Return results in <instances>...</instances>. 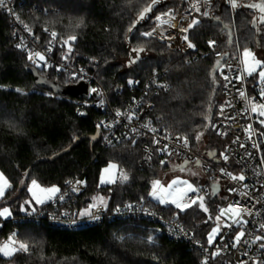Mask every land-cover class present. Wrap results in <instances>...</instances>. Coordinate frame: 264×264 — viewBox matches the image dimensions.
Returning a JSON list of instances; mask_svg holds the SVG:
<instances>
[{
  "label": "trees",
  "instance_id": "1",
  "mask_svg": "<svg viewBox=\"0 0 264 264\" xmlns=\"http://www.w3.org/2000/svg\"><path fill=\"white\" fill-rule=\"evenodd\" d=\"M179 1L161 0L139 23L136 21L144 9L153 5V0H25L17 6V12L44 41L47 42L45 28L54 30L58 39L67 40L71 50L58 48L59 55L64 52L71 65L88 69L105 87L114 105L132 95L126 85L130 77L143 84L154 72L166 70L164 77L171 87L153 96L155 114L163 117V126L170 133L186 137L193 151L214 159L227 142L217 137L210 126L223 103V96L220 80L215 84L216 65L220 60L210 53L207 42L216 40L217 48L232 51L230 28L238 38L240 52L264 50V36L257 45L253 13L245 6L251 0H235L237 5H242L235 8L228 0H214L213 17L196 19L199 23L189 30V40L195 47L185 55L156 39L142 36L141 33L153 27L154 17L174 10ZM11 32L9 17L0 11V172L9 183L4 197L9 200H0V210L8 207L12 215L8 219L0 216V237L15 229L16 242L26 243L29 250L17 253L12 259L17 264H51L50 259L55 263L60 259L61 264H67L65 261H69L68 264H199L202 258L199 251L169 240L155 223L147 220H105L75 229L14 221L24 212L20 210L24 199L32 200L28 190L32 180L61 191L69 183L78 184L79 188L72 192L67 203L72 210H89L93 198L99 194L106 197L103 204L108 210L139 200L156 210L176 212L181 223L201 240L206 239L224 200L212 193L204 194L208 212L196 205L180 212L172 204L152 199V182L161 168L171 164H162V157L157 155L151 167L141 166L140 143L105 146L99 140L91 146L90 140H84L54 161L35 163L66 148L76 137L95 133L101 116L94 108L88 109L87 116H79L76 113L79 97L56 95L37 86L26 70L33 66ZM72 36L76 37L74 41L70 39ZM138 48L143 49V57L124 70L121 61L131 56L132 49ZM37 70L63 85L71 83L54 67ZM257 85L258 72H255L249 76V93H257ZM209 106H213L210 112ZM257 126L264 136V127L259 123ZM202 131L205 136L198 142L196 136ZM197 144L204 147L197 149ZM111 162L128 179L121 181L118 176L115 182L101 185V171ZM171 166L175 170L189 167ZM32 204L33 210L44 207V204ZM7 262L0 255V264Z\"/></svg>",
  "mask_w": 264,
  "mask_h": 264
},
{
  "label": "built area",
  "instance_id": "2",
  "mask_svg": "<svg viewBox=\"0 0 264 264\" xmlns=\"http://www.w3.org/2000/svg\"><path fill=\"white\" fill-rule=\"evenodd\" d=\"M24 1L5 0L6 7H0V11L11 21L13 40L24 51L27 59L29 53H33V59H28L33 67H54L57 73L65 75L71 83L77 84L84 81L90 85V90L98 89L99 95L89 91L87 98L78 99L79 107L76 113L79 116H87L89 108H94L100 113V140L103 145L114 146L123 142L140 143L143 151L140 165L146 167L153 165L157 155L162 157L164 163L175 166H181L185 164V161H188L185 166H191L199 160L200 163L196 165L204 171L207 179L199 183L198 188L202 189L199 195L213 194L211 184L216 183L219 185L216 195L224 200L218 215L221 209L236 205V202H239L241 210L239 215L235 212H225L219 221H215L212 228L219 226L220 234L215 237L214 243L209 245L207 237L212 228L206 235V239H198L191 229L181 223L176 212L156 210L143 201L133 200L112 210H108L103 203L95 204L97 207H90L87 213L72 210L67 203L72 197L73 189L77 190L79 186L69 183L65 190L52 194L51 199L47 198L43 203L44 207L24 211L15 217L14 221L46 223L54 227L75 229L90 224H101L105 220L141 219L155 223L158 230L169 240L184 243L190 249L199 251L202 254L199 264H204L206 259L207 264H244V262L257 264L264 261V249L259 246L264 243V240L255 239L257 236H264V230L260 228V225L264 224V136L257 126L256 113L251 111L253 106L259 107L264 104V96L261 95L264 84L258 82L257 93H249L247 86L249 75L244 69L240 54L234 51L223 52L217 48L216 40H209L215 42L211 46L209 41L207 42L210 53L217 60H222L227 55L217 68L223 103L210 125L213 133L227 143L218 156L209 159L193 151L189 141L185 146L182 136L174 135L166 130L163 126V117L154 112L153 96L166 92L171 87L170 82L164 77L166 70L154 72L143 84L130 77L126 85L132 95L121 98L120 102L114 105L105 87L92 76L88 69L71 65L69 57L64 52H60L59 55L58 48L65 47L71 50V44L67 40L58 39L54 30L45 28L43 31L47 37L46 42L33 32L29 24L18 17L17 6ZM213 5L214 0H180L174 10L162 12L156 16L161 17V20H157L156 17L152 19L153 27L148 31L155 30L156 34L144 37L156 39L168 48L185 55L192 51V48L188 47L189 37L188 41L183 39L185 35L188 36L190 29L187 33L180 29L187 28L188 24L198 18H212ZM167 13H171V16L165 15ZM28 29H31V32ZM53 32L56 33L55 38L51 35ZM36 52L44 55L46 63L34 55ZM73 76L76 78L73 79ZM240 92H244L245 96L241 97ZM100 101H103V104ZM129 116L132 117L131 120L128 119ZM151 129L156 131L153 132ZM156 140L160 143H155ZM164 145H167V152L158 151ZM221 153L228 155L227 162L224 161ZM222 168L232 175L243 173L245 180L234 181L229 176L222 175ZM229 188H234L236 191L229 192ZM195 195V193H189L185 201ZM61 196L63 199H60ZM244 208L248 211H244ZM249 212L251 215L248 214ZM228 224L231 227H227ZM240 230H243L245 235L241 242L233 247V238ZM14 233L16 235L15 229L9 235L0 237V246L5 243L17 246ZM9 237H13V240L9 241ZM217 251L219 254L213 255Z\"/></svg>",
  "mask_w": 264,
  "mask_h": 264
},
{
  "label": "snow or ice",
  "instance_id": "3",
  "mask_svg": "<svg viewBox=\"0 0 264 264\" xmlns=\"http://www.w3.org/2000/svg\"><path fill=\"white\" fill-rule=\"evenodd\" d=\"M161 0H153V5H150L148 8L144 9V11L141 13L139 19L136 21V23H139L140 20H144L147 18V13L150 12L152 10V7L155 5V4H158L160 3ZM230 2L232 3V6L235 8V7H238V6H242V5H237L235 3V0H230ZM0 7H6V4H5V0H0ZM193 7H195V5H193ZM247 7H250V8H259V10L261 12H264V4H260V5H257V4H250V5H247ZM198 10V9H197ZM165 15H169L171 16V13H167ZM18 19V17H17ZM157 20H161V17H156ZM214 19H218L216 17H214ZM199 21L198 20H193L192 23L188 24L187 28H181L180 31L184 32V33H187L189 29H191L192 27H194V25L198 24ZM135 24H133V28H135ZM25 28H27V25H25ZM29 32H31V29H28ZM129 31L131 32L132 31V28L129 29ZM143 36H148V37H151L153 35H155V30L153 31H147V32H143L141 33ZM52 37L55 38L56 37V33L53 32L51 33ZM163 38V37H162ZM71 40H75L76 37L75 36H72L70 37ZM183 39L185 41H188V36L185 35L183 37ZM215 42L214 41H209V45H213ZM19 47V45H18ZM188 47L189 48H193L195 47V45H193L190 41L188 42ZM143 51L142 48L140 49H132V52L134 53H137V55L129 61V63H135L137 60H139V55L138 53ZM35 56L39 57V59L41 61H45V57L44 55H42L40 52H36L34 53ZM253 54L248 51L247 49H245L244 51V56L247 58V57H250L252 56ZM28 59L29 60H32L33 59V53H29L28 55ZM246 64H247V60L244 61ZM46 63V61H45ZM256 68H261V69H264V61L262 60H258V59H255L254 60V66H250L247 71H248V74L251 75L252 72L256 71ZM76 77L73 76V79H75ZM83 77H81L82 79ZM259 78L261 80L262 83H264V70H261L259 71ZM225 79H227V77H225ZM131 83V81L129 82ZM16 91H20L19 89H16ZM91 93H97L99 95V92H98V89L96 88H92L91 90ZM261 95L264 96V88H262L261 90ZM240 96L241 97H244L245 96V93L244 92H240ZM101 104H103V101H100ZM259 107L261 109H264V104L262 105H259ZM251 111L253 113H256L257 111V107L256 106H253L251 108ZM221 112H223V108H221ZM81 115H83V113H81ZM117 115H120L119 113H117ZM259 115L260 116H264V111H260L259 112ZM129 120L132 119L131 116L128 117ZM261 125L264 126V120H261L260 121ZM97 127H100V125H98ZM153 132L156 131V129H151ZM132 131H135V129H132ZM93 139H95V137H93ZM196 139L199 140L200 139V136L197 135L196 136ZM155 143L159 144L160 141L159 140H156L154 141ZM183 143L185 146H187L188 144V140L186 137L183 138ZM243 147V145H241ZM158 151H162V152H167V145H164L162 148L158 149ZM210 155H215V154H210ZM221 155L223 156V159L225 162H227V160L229 159L228 155H225L223 153H221ZM161 163L163 164L164 161H161ZM188 161H185V164H187ZM196 164H199L200 161L199 160H196L195 161ZM117 166L115 164H110L108 166V168H106L104 171L105 172H108L110 169H114L116 168ZM181 171L184 170L183 167H181L180 169ZM221 174L222 175H225V176H229L232 180L234 181H244L245 180V176L243 173L239 174V175H232V173L230 172H227L225 169H221ZM193 175H195V173H193ZM121 181H126L128 179L127 175H121L120 177ZM0 181H3L2 184H0V197H3L4 196V193H5V185H7V181L4 180L3 178V174L0 173ZM115 182L114 180H112L111 178L107 181L104 180L103 176L101 177V183H113ZM79 183V182H78ZM178 183H182V184H186L187 185V188L186 189H179L175 192L173 191H168L166 195H162V194H158V192L156 191V188L157 186L160 184V181H153V191L150 193V195L159 201V203L161 204H165V203H171V204H174L175 205V208L178 209L180 212H184L186 211L188 208H191L193 205H196L198 206L200 209H202L204 212H208V208L206 207V205L204 204V199L205 197L202 196V195H199L200 191H202V189L194 186L193 184L189 183L188 181H183V182H179V181H176V180H173L171 182V184L168 185V189H173V186L174 185H177ZM32 185L35 186V187H39L36 183L35 180L32 181ZM245 187H247V185H245ZM74 191L76 189H73ZM29 191L31 192L32 191V188H29ZM42 192H46V193H49L50 195L48 196L49 199H51V195L52 194H55L57 191H59V189H57L56 187H52V188H48V189H41ZM163 191V190H161ZM229 192H234L236 191V189L234 188H229L228 189ZM189 193H195L196 195L195 196H192V197H189L188 201H185V197L188 196ZM215 193V186L213 188V194ZM33 195L35 196V193H33ZM35 199H36V203H43L44 200H42L39 196H35ZM60 199H63V196L60 197ZM182 201H185V202H182ZM26 203H29L26 201ZM101 203H103V200L101 199ZM90 207H97V205L93 204L91 205ZM240 207H239V202H236V205H229L227 209H221L220 210V215H217L215 217V219L217 221H219L221 219V216L224 215L225 212H235L236 215H239L240 213ZM244 211H248L247 208H244L243 209ZM249 215H251V212L248 213ZM11 215V212L10 210L5 207L2 209V211H0V216L2 217H5L7 218L8 216ZM207 222V221H205ZM239 222V221H238ZM243 223H247V221H243ZM227 227H231L230 224L226 225ZM260 228L262 230H264V224H261L260 225ZM220 234V229H219V226L217 227H213L211 232L209 233L208 237H207V242L209 245H212L214 243V239L217 235ZM245 233L243 230H240L239 232H237V234L235 235V237L233 238V243H232V246L235 247L237 244H239L241 242V239L242 237H244ZM13 236H15V233L13 234ZM221 239H223V237L221 236ZM257 241H260V240H264V236H257L255 238ZM13 240V237H9V241H12ZM245 243H247V241H245ZM260 248L261 249H264V243H261L260 245ZM225 247H227V245H225ZM14 250H27V245L24 244V243H20L19 244V249H12L9 247V243H5L3 246H0V254H3L4 256H10L13 254V251ZM219 254V251H217V253H214L213 255H218ZM204 264H207V259L204 261ZM244 264H246V262H244ZM257 264H264V261H260V262H257Z\"/></svg>",
  "mask_w": 264,
  "mask_h": 264
},
{
  "label": "rangeland",
  "instance_id": "4",
  "mask_svg": "<svg viewBox=\"0 0 264 264\" xmlns=\"http://www.w3.org/2000/svg\"><path fill=\"white\" fill-rule=\"evenodd\" d=\"M230 1V0H228ZM250 3H245V5H248ZM140 49V48H138ZM237 48H235L234 46L232 47V51H236ZM248 51H250L253 55L250 56V57H245L244 56V51L245 49H243L241 52H240V56H241V59L243 61V65H244V69L246 71V73L248 74V71L247 69L250 67V66H254V60L255 59H258V60H262L264 61V50H259V49H247ZM143 51L139 52L138 55H139V60L143 57ZM137 55V53H132L131 56L127 59H123L121 62L123 64V69H129L131 68L136 62H138L139 60H137L135 63H129L130 60H132L135 56ZM245 60H247V64L244 62ZM261 70H264V69H261V68H256V71L252 72V74H254L255 72H258V82L259 83H262L260 78H259V71ZM251 74V75H252ZM249 75V74H248ZM249 75V76H251ZM218 81H219V75L217 73V77L215 78V84L218 85ZM264 84V83H262ZM209 112L212 110L213 106H209ZM260 111H264V109H261L260 107H257V111H256V119H257V122L261 125L260 121L261 120H264V116H260L259 115V112ZM209 117V113H208V116ZM262 126V125H261ZM264 127V126H263ZM200 136V139L197 140L198 142H200L203 137L205 136V131H202L198 134ZM204 147L203 144H197L196 148L197 149H202ZM112 163V162H111ZM115 164V163H114ZM117 166V165H116ZM118 168V166H117ZM193 173H195V175H193ZM122 175V170H119L118 169V174H117V177L118 176H121ZM3 178L4 180L7 181V185H5V193L9 187V183H8V180L7 178L5 177V175L3 174ZM117 179V178H116ZM205 173L204 171H202V169L200 168H196V167H187V168H184L183 171L181 170H175V167L174 166H171V165H168L166 166L165 168H161L157 174V178L154 180V181H160V184L157 186L156 188V191L158 192V194H162V195H166L168 191H177L179 189H186L187 188V185L186 184H182V183H178L177 185H174L173 186V189H168V185L171 184V182L173 180H176V181H179V182H183V181H188L189 183L193 184L194 186L198 187L199 186V183L200 182H204L205 181ZM33 181V180H32ZM32 181L29 183V187H28V190L29 188H32V191L30 192L31 194V198L33 200V202L36 204V205H42L45 200L48 198V196L50 195L49 193H46V192H42L41 189H48V187L44 186L43 184L39 183L36 181L37 185L39 187H35L32 185ZM153 183V182H152ZM79 186V185H78ZM163 190V191H161ZM153 191V186H152V189H151V192ZM150 192V193H151ZM5 193H4V196L3 197H0V200L2 201L3 200L4 202L7 200H9V198H4L5 197ZM33 193H35V196H39L42 200H44L43 203H36V199H35V196L33 195ZM151 196V195H150ZM152 197V196H151ZM101 199L103 200V202L105 201L106 197H104L103 195H96V197L93 198V202L91 203V205L93 204H97V203H101ZM152 199H154L152 197ZM32 200L27 197L26 199H24L23 201V204H21V207H20V210L22 211H26L27 209H30V210H33L34 209V205L32 204ZM155 201H158L156 199H154ZM29 202V203H26ZM159 202V201H158ZM183 202V201H182ZM165 204H171V203H165ZM224 203H222L221 206H223ZM90 205V206H91ZM174 205V204H172ZM89 206V208H90ZM175 206V205H174ZM8 208V207H7ZM3 209V208H2ZM1 209V210H2ZM9 209V208H8ZM10 210V209H9ZM88 210L84 211V213H87ZM218 215V214H217ZM39 242V241H38ZM22 243V242H17V246H12V245H9L10 248L12 249H19V244ZM26 244V243H24ZM27 245V244H26ZM39 248V253L41 254L42 253V248H41V245L38 246ZM27 253L29 252L28 250V245H27V250H14L13 251V254L10 255V256H4L3 254H0L1 256H3L4 258H6L8 260L7 263H4V264H17L15 262L14 258L16 256L17 253ZM43 257V255H42ZM53 260H49V262L52 264H61L60 262V259L59 261H56L57 263L55 262H52ZM67 264L69 263V261H65Z\"/></svg>",
  "mask_w": 264,
  "mask_h": 264
},
{
  "label": "water",
  "instance_id": "5",
  "mask_svg": "<svg viewBox=\"0 0 264 264\" xmlns=\"http://www.w3.org/2000/svg\"><path fill=\"white\" fill-rule=\"evenodd\" d=\"M215 22H218V20H215ZM228 29L230 31V28H228ZM226 57H227V55L224 56V58H226ZM222 60H220L219 63L216 65V69L222 64ZM26 70H27V72H29L34 77V81H35V84L37 86H39L40 88L48 89L56 95H58V94L59 95L70 94V95L77 96L79 98H87L88 97V94L90 91V85L87 82L83 81V82H79L77 84L70 83L67 85H63L60 82H58L57 80H51V79H48L47 77L41 75L39 73V71L37 70V68H35V67H27ZM100 136H101V130L98 127L96 129L95 133H93L91 135L78 136L66 148L62 149L61 151H59L57 153H54L53 155L49 156L48 158L47 157L39 158L38 160H36L35 163H38L39 161H47V160L54 161L56 158L60 157L61 155L68 153L71 149L76 147L78 144H80L84 140H90L91 146H93L95 143H97L100 140ZM93 137H95V139H93ZM182 165H185V164H182ZM214 186H215L214 195H216L217 192L219 191V185L216 183L211 184L212 192H213Z\"/></svg>",
  "mask_w": 264,
  "mask_h": 264
},
{
  "label": "flooded vegetation",
  "instance_id": "6",
  "mask_svg": "<svg viewBox=\"0 0 264 264\" xmlns=\"http://www.w3.org/2000/svg\"><path fill=\"white\" fill-rule=\"evenodd\" d=\"M228 2L230 5H232L230 1ZM250 4H257V5L264 4V0H251ZM245 6L247 7V5ZM248 8L251 9L253 13L252 26L255 28L256 41H257V45H259L260 38L264 36V12H261L259 8H250V7ZM228 33H229V42L231 46L237 48L236 52L240 54V51L238 50V38L236 34L233 33L232 31H228Z\"/></svg>",
  "mask_w": 264,
  "mask_h": 264
},
{
  "label": "crops",
  "instance_id": "7",
  "mask_svg": "<svg viewBox=\"0 0 264 264\" xmlns=\"http://www.w3.org/2000/svg\"><path fill=\"white\" fill-rule=\"evenodd\" d=\"M110 164H114V163H109L106 167H104L103 169H102V171H101V174H100V184L101 185H105V184H111V183H101V177L103 176V178H104V180L105 181H107V180H109L110 178L112 179V180H116V178H117V174H118V168L116 167V168H114V169H110L108 172H105L104 170L106 169V168H108V166L110 165ZM116 165V164H115ZM189 167H196V168H199L196 164L195 165H191V166H189ZM1 173V172H0ZM3 183V181H0V184H2ZM0 211H2V210H0ZM12 215H10V216H8L7 218H5V217H2L3 219H8V218H10Z\"/></svg>",
  "mask_w": 264,
  "mask_h": 264
}]
</instances>
